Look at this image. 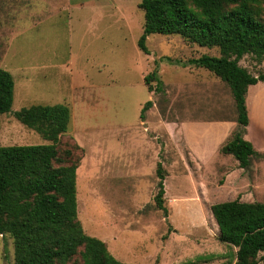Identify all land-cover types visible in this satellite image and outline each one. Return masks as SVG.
Masks as SVG:
<instances>
[{"label":"rangeland","instance_id":"374dc122","mask_svg":"<svg viewBox=\"0 0 264 264\" xmlns=\"http://www.w3.org/2000/svg\"><path fill=\"white\" fill-rule=\"evenodd\" d=\"M140 3L0 0V67L14 79L11 110L0 117V143L50 144L15 114L33 105H67L71 121L59 149L61 155L72 149L78 158V215L89 236L125 264H235L237 249L220 241L211 207L264 203V158L253 157L245 170L221 153L238 126L230 87L206 68L176 64L220 56L219 50L152 34L144 53ZM240 65L264 73V61L253 55ZM154 70L165 94L145 84ZM148 101L153 107L141 120ZM247 108L244 137L264 155V82L249 87ZM158 163L166 217L154 201ZM0 264H14L9 234L0 235Z\"/></svg>","mask_w":264,"mask_h":264},{"label":"trees","instance_id":"16d2710c","mask_svg":"<svg viewBox=\"0 0 264 264\" xmlns=\"http://www.w3.org/2000/svg\"><path fill=\"white\" fill-rule=\"evenodd\" d=\"M263 5L264 0H141L139 5L144 12V27L138 47L144 53L149 54L146 43L152 34L179 35L192 44L219 50L220 56L203 55L176 64L206 68L230 87L238 126L220 151L232 155L245 170L253 157L264 158L244 137L250 121L247 92L249 87L264 82V73L254 75L240 65L246 55L264 61ZM144 81L150 92L165 94L157 70ZM13 96L14 79L0 67V117L11 110ZM152 107V101L145 103L141 120ZM15 116L50 144L0 143V235L9 234L14 240V264H70L76 258L80 264H125L110 253L104 241L89 236L79 219L78 158L72 149L64 155L59 149L61 136L69 129L70 108L63 104L33 105ZM156 174L154 201L166 217L161 163ZM211 213L220 241L237 249L235 264L264 260L263 202L217 203Z\"/></svg>","mask_w":264,"mask_h":264},{"label":"crops","instance_id":"0c3cea01","mask_svg":"<svg viewBox=\"0 0 264 264\" xmlns=\"http://www.w3.org/2000/svg\"><path fill=\"white\" fill-rule=\"evenodd\" d=\"M107 244V243H106ZM108 246V245H107Z\"/></svg>","mask_w":264,"mask_h":264}]
</instances>
